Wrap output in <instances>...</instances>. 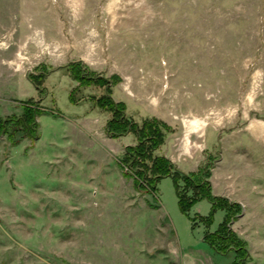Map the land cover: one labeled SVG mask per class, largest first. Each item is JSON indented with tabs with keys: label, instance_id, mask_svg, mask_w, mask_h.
<instances>
[{
	"label": "rangeland",
	"instance_id": "rangeland-1",
	"mask_svg": "<svg viewBox=\"0 0 264 264\" xmlns=\"http://www.w3.org/2000/svg\"><path fill=\"white\" fill-rule=\"evenodd\" d=\"M80 62L128 119L166 125L153 156L188 144L179 170L240 206L208 226L212 204L183 212L172 176L138 187V139L107 135V87L81 86ZM32 100L38 137L0 135V264H232L204 241L227 219L264 264V0H0V120Z\"/></svg>",
	"mask_w": 264,
	"mask_h": 264
},
{
	"label": "trees",
	"instance_id": "trees-1",
	"mask_svg": "<svg viewBox=\"0 0 264 264\" xmlns=\"http://www.w3.org/2000/svg\"><path fill=\"white\" fill-rule=\"evenodd\" d=\"M76 69L72 70V76L77 80L81 86H88L91 84L97 86H106L107 94L97 100L100 108L112 113L111 119L106 124V133L110 138H118L133 132L138 142L136 145L126 146L125 155L123 157V164L127 165L130 170L137 176L135 179L136 185L142 187V184H147L148 189L156 190L157 183L161 178L172 176L176 182L177 194L179 198V206L183 212H187L200 198H206L212 204V212L208 217H202L206 225H211L213 222V214L219 208H222L220 201L226 202L229 209L239 207L236 202H230L226 198L216 196L212 193L211 184L209 180L201 182L200 177L195 173H184L176 166V164L163 156H153V152L157 150L164 141L163 129L166 125L157 119H146L139 125L126 117V106L122 102H116L112 97V86L110 81L101 75L91 72L87 66L80 62ZM80 66V69L78 68ZM39 89L40 85L34 82ZM72 103H76L70 97ZM41 115L38 103L30 101L24 107V113L21 116L10 117L0 120V135L9 133L10 136L20 135L24 137H38L39 124L38 116ZM127 175H132L128 174ZM130 173V172H129ZM150 174V176H148ZM179 180H182L185 189L193 188L195 197L189 198L186 193L180 192ZM184 190V189H183ZM182 191V190H181ZM227 222L221 224L214 233H207L204 236V241L218 253H228L231 250L236 252V259L232 264H247L245 260L248 257V251L242 244L228 241L231 237V230ZM233 236V235H232ZM228 243H230L228 245ZM228 245V246H226Z\"/></svg>",
	"mask_w": 264,
	"mask_h": 264
},
{
	"label": "crops",
	"instance_id": "crops-1",
	"mask_svg": "<svg viewBox=\"0 0 264 264\" xmlns=\"http://www.w3.org/2000/svg\"><path fill=\"white\" fill-rule=\"evenodd\" d=\"M182 149L183 152L181 153V156H177V154H175L174 152H170L166 154V156L170 158L174 163L179 164L182 159L188 158V155L191 152V149L188 147V144L186 145V143L183 145Z\"/></svg>",
	"mask_w": 264,
	"mask_h": 264
}]
</instances>
